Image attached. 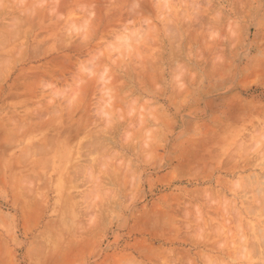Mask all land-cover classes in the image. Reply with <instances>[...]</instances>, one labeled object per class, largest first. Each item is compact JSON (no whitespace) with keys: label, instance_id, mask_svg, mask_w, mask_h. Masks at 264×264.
<instances>
[{"label":"rangeland","instance_id":"obj_1","mask_svg":"<svg viewBox=\"0 0 264 264\" xmlns=\"http://www.w3.org/2000/svg\"><path fill=\"white\" fill-rule=\"evenodd\" d=\"M0 264H264V0H0Z\"/></svg>","mask_w":264,"mask_h":264},{"label":"bare ground","instance_id":"obj_2","mask_svg":"<svg viewBox=\"0 0 264 264\" xmlns=\"http://www.w3.org/2000/svg\"><path fill=\"white\" fill-rule=\"evenodd\" d=\"M173 259V258H172ZM169 261H171V258H170V260ZM171 263H173V262H171Z\"/></svg>","mask_w":264,"mask_h":264}]
</instances>
